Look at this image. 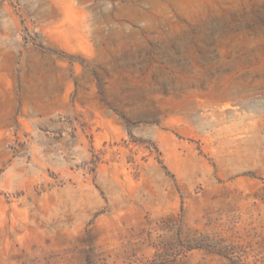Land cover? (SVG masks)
<instances>
[{
    "label": "rangeland",
    "instance_id": "rangeland-1",
    "mask_svg": "<svg viewBox=\"0 0 264 264\" xmlns=\"http://www.w3.org/2000/svg\"><path fill=\"white\" fill-rule=\"evenodd\" d=\"M0 64V264H264V0H0Z\"/></svg>",
    "mask_w": 264,
    "mask_h": 264
},
{
    "label": "trees",
    "instance_id": "trees-1",
    "mask_svg": "<svg viewBox=\"0 0 264 264\" xmlns=\"http://www.w3.org/2000/svg\"><path fill=\"white\" fill-rule=\"evenodd\" d=\"M215 252H217V253H219L221 255L223 254L225 256H229L231 254H234L235 253V250L228 249V247L225 246V247H216L215 248ZM231 261H232L231 264H244V263H242L240 257H238V258H231Z\"/></svg>",
    "mask_w": 264,
    "mask_h": 264
},
{
    "label": "crops",
    "instance_id": "crops-1",
    "mask_svg": "<svg viewBox=\"0 0 264 264\" xmlns=\"http://www.w3.org/2000/svg\"><path fill=\"white\" fill-rule=\"evenodd\" d=\"M3 68L1 67V64H0V86H2V81L3 79L5 78V73L2 72ZM0 92H1V89H0Z\"/></svg>",
    "mask_w": 264,
    "mask_h": 264
}]
</instances>
